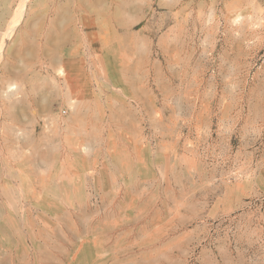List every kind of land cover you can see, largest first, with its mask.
Instances as JSON below:
<instances>
[{
  "label": "rangeland",
  "instance_id": "obj_1",
  "mask_svg": "<svg viewBox=\"0 0 264 264\" xmlns=\"http://www.w3.org/2000/svg\"><path fill=\"white\" fill-rule=\"evenodd\" d=\"M20 1L0 264H264V0Z\"/></svg>",
  "mask_w": 264,
  "mask_h": 264
},
{
  "label": "bare ground",
  "instance_id": "obj_2",
  "mask_svg": "<svg viewBox=\"0 0 264 264\" xmlns=\"http://www.w3.org/2000/svg\"><path fill=\"white\" fill-rule=\"evenodd\" d=\"M29 2H30V0H21L20 1L19 7L17 8L18 12H16L17 13L16 20L13 22L14 24L12 23V28L10 30L11 33L14 32V28L17 27L16 26L17 23H19V20L25 15ZM3 50H4V47H1V49H0V58L2 57ZM9 90L12 93L15 90V87H11Z\"/></svg>",
  "mask_w": 264,
  "mask_h": 264
}]
</instances>
